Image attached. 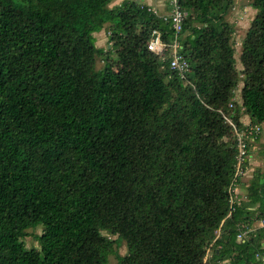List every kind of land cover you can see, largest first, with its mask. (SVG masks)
<instances>
[{"label": "trees", "instance_id": "16d2710c", "mask_svg": "<svg viewBox=\"0 0 264 264\" xmlns=\"http://www.w3.org/2000/svg\"><path fill=\"white\" fill-rule=\"evenodd\" d=\"M114 1L0 0V264H264V173L231 191L234 125L259 127L248 168L264 124V0L241 69L234 0H178L186 78L148 48L169 18Z\"/></svg>", "mask_w": 264, "mask_h": 264}, {"label": "rangeland", "instance_id": "374dc122", "mask_svg": "<svg viewBox=\"0 0 264 264\" xmlns=\"http://www.w3.org/2000/svg\"><path fill=\"white\" fill-rule=\"evenodd\" d=\"M256 14V9L253 8L250 4V0H234V5L229 10L226 20L230 22L233 25L234 28V34L232 37V42L235 47V57L237 59V68L241 69V62L239 60L240 52L242 49V41L245 37V34L251 24L252 19L254 18ZM108 32L107 30L105 33L103 32L102 35L98 33L96 36L97 38V46H102L104 48L110 47L108 45L109 39H108ZM112 51L109 53V56L112 59L113 64L116 63L117 59V53L116 50L113 48ZM104 57L98 56L97 58V68H102L104 66ZM242 82L240 81L238 88L236 90L237 97L240 96V90H241ZM249 117L243 116V121L248 122ZM259 140L255 143H253V146L251 148L252 155L250 159V163L248 165V172L245 174V181L249 184L251 181L254 172L261 171L264 173V124L261 126V131L259 133ZM246 189V188H245ZM244 189V191H245ZM263 225V221H257L253 224V229H257L260 226ZM43 231V227L37 226L36 228H30L28 230L29 235L25 237V242L27 247H36L39 248V241H38V235H40ZM107 234V232H104ZM112 238H116L115 235L111 236ZM118 251L121 255H124L127 253V245L125 241H121V244L118 248ZM109 264H118V259L116 258L115 254L110 255Z\"/></svg>", "mask_w": 264, "mask_h": 264}, {"label": "built area", "instance_id": "2783aa9c", "mask_svg": "<svg viewBox=\"0 0 264 264\" xmlns=\"http://www.w3.org/2000/svg\"><path fill=\"white\" fill-rule=\"evenodd\" d=\"M171 5L172 12L169 16H165V18H169L174 29V38L172 42H166L163 39L161 32L158 30H154L152 38L148 42V48L149 50L162 56H164L165 52L169 49L168 56L170 58L171 69L177 71L182 78H186V73L189 70V62L186 56H184V54L182 53L181 34L183 32V24L188 16V12L180 7L178 0H171ZM244 124L247 125V122H245ZM234 129L236 131L238 153L236 157L235 179L233 180L234 183H232L233 185L231 191L236 192L237 194V185L235 184V182L237 181L238 177L242 178L246 174V172H248L246 168V163L248 161L247 134L249 130L253 131L254 129H259V127L255 126L254 128H248L247 126L245 128L239 129L236 125H234ZM236 196L233 195L230 199L231 211L234 204L239 200V198H236ZM231 211L229 214H231ZM262 226H264V220ZM251 230L252 229H246L240 231L237 235V238L239 240H244L248 237V233Z\"/></svg>", "mask_w": 264, "mask_h": 264}, {"label": "crops", "instance_id": "0c3cea01", "mask_svg": "<svg viewBox=\"0 0 264 264\" xmlns=\"http://www.w3.org/2000/svg\"><path fill=\"white\" fill-rule=\"evenodd\" d=\"M124 0H115L114 5H120ZM150 7L159 16H169L172 12L171 0H136ZM101 35L103 31L99 32ZM98 33L96 34V36ZM245 177V175L243 176ZM245 181V179H243ZM246 182V181H245Z\"/></svg>", "mask_w": 264, "mask_h": 264}]
</instances>
